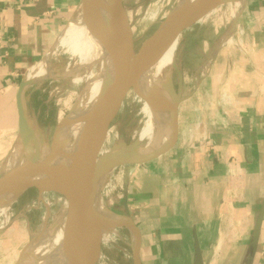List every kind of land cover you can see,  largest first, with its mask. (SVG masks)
<instances>
[{
    "label": "crops",
    "instance_id": "crops-1",
    "mask_svg": "<svg viewBox=\"0 0 264 264\" xmlns=\"http://www.w3.org/2000/svg\"><path fill=\"white\" fill-rule=\"evenodd\" d=\"M79 4L0 0V148L19 135L20 82ZM240 12L235 48L179 105L174 147L127 179L140 264H193L196 243L202 264H264V211L247 261L264 210V0H244Z\"/></svg>",
    "mask_w": 264,
    "mask_h": 264
},
{
    "label": "rangeland",
    "instance_id": "rangeland-1",
    "mask_svg": "<svg viewBox=\"0 0 264 264\" xmlns=\"http://www.w3.org/2000/svg\"><path fill=\"white\" fill-rule=\"evenodd\" d=\"M122 1L136 51L140 44L155 30L159 22L182 0ZM240 10L231 0H227L208 15L202 17L197 23L184 28L179 34L172 53L173 65L168 69L170 70L171 91L176 93L178 86H180L179 94L182 101H186L190 97L193 84L203 83L206 81L205 76H208L209 71L211 73V70H218L219 57H224L225 52L235 48V41L239 34L236 30V23L241 13ZM71 17L57 34L43 57H46L48 65V67L47 65L43 67L44 70L51 69L53 75L32 81L24 91L23 103L27 123L32 134L38 140L42 158L48 152L57 124L77 107L81 93L86 86L82 77L83 74L76 76L78 72H83L81 58L77 53L72 52L68 37L65 36L64 32ZM35 65L30 68L29 72ZM79 65L81 66L79 67ZM68 67L70 69L75 68L76 71H72L74 73L68 72L70 70ZM94 68L91 67L89 71L95 73L96 69ZM44 70L41 75L46 73ZM72 75L74 76L72 77ZM65 84L67 85L65 86ZM184 104L182 103L180 107H185ZM140 107L141 102L134 97L133 91L130 90L110 124V132L104 146L105 152L119 151L132 142L136 143L137 147L147 142V139L138 141L135 134L146 121V116ZM18 138L19 135L11 139L13 141H10V144L0 148V177L4 174L2 170L4 169V161ZM25 148L22 156L28 160L34 152L33 142L30 140L29 145ZM136 168V166H125L111 171L107 175L106 184L101 188L100 194L104 198L108 211L116 216L125 214L123 201L127 179L134 175ZM39 194L40 191L36 189H28L16 197L11 204L9 210L11 218L5 227L0 228V264H14L21 255L22 260L29 258L32 261L34 248L30 246L38 234L44 229L53 227L66 216V201L62 195L48 190L43 195ZM1 221L2 217L0 216V225ZM115 230L118 234L110 233L107 241L97 239L95 264H132L131 232L127 228H115Z\"/></svg>",
    "mask_w": 264,
    "mask_h": 264
},
{
    "label": "water",
    "instance_id": "water-1",
    "mask_svg": "<svg viewBox=\"0 0 264 264\" xmlns=\"http://www.w3.org/2000/svg\"><path fill=\"white\" fill-rule=\"evenodd\" d=\"M96 0H80L84 14L90 24L91 7ZM227 0H182L170 11L155 30L140 44L135 51L130 24L126 16V10L122 0H104V7L112 14V24L115 29L113 50L103 43L107 76L105 78L102 94L98 104L87 122L81 142L69 162L61 170L44 168L42 172L34 175L25 182H21L20 176L26 175L27 166L37 164L45 166L55 154L58 128L63 119L57 124L47 154L42 160L39 158V143L29 129L23 103L24 91L32 81L25 78L20 82L16 95V109L18 114V130L24 146L33 142L34 152L26 160L24 166L16 167L4 173L0 177V201L11 197H18L28 189L48 190L62 195L66 201V226L62 239V254L67 264H95L96 255L94 250L89 249L88 241L92 230L97 225V214L94 207V191L99 177L106 173L125 166H137L152 161L167 152L176 144L178 137L177 111L182 97L178 91H171L172 86H167V92L173 97V123L171 139L163 145L154 146L148 151H143L132 142L119 151L105 152L106 138L110 132V124L116 117L127 93L134 91L143 85L142 78L137 77V72L146 64L156 50L174 38L178 39L184 28L197 23L202 17L208 15L218 5ZM131 75H135L130 79ZM165 101V100H163ZM33 167V166H32ZM124 212L117 216L114 228H127L134 239L131 245L132 264H140L141 236L138 226L130 217L123 201ZM261 210L253 227L247 261H251L256 250L257 238L262 218ZM25 252V251H23ZM22 262V255L14 264ZM193 264H202V255L198 245H195Z\"/></svg>",
    "mask_w": 264,
    "mask_h": 264
},
{
    "label": "bare ground",
    "instance_id": "bare-ground-1",
    "mask_svg": "<svg viewBox=\"0 0 264 264\" xmlns=\"http://www.w3.org/2000/svg\"><path fill=\"white\" fill-rule=\"evenodd\" d=\"M103 1L104 0H96L91 7L92 24L88 22L81 6H78L64 31L65 36L68 37L72 52L77 53L81 58L80 62L81 65H83L81 67L83 72H78L76 76H81V74H83L82 77L86 82V86L81 93L79 104L63 119L62 124L58 128L55 154L52 160L44 167L38 165L40 164L39 161L36 162L37 164L33 163L30 167L27 166L26 169L29 170L26 175L20 176L19 180L21 182H25L34 175L42 172L44 168L61 170L72 158L81 142L87 122L90 120L102 94L105 78L107 76L108 70L102 43L110 50H113L115 39V29L112 24L113 17L111 12L104 7ZM231 2L237 8H243L244 0H231ZM176 40L177 38H174L169 43L161 45L151 56V59L140 67L136 75L137 77L142 78L143 85L136 88L133 91V94L134 97L141 102L140 108L146 116V121H144L145 123L143 127L141 126L142 128L135 134L140 142L141 140L147 139L145 144L138 147L143 151H148L154 146L166 144L171 139L174 95L171 96V94L167 92V86L170 84V70L168 67L173 65L172 53ZM84 62L85 64H83ZM45 65H47L46 57L38 62L31 72H29L30 69L28 70L25 75V80L37 81L39 78L52 76L53 71L51 69L44 70L45 68L43 67H45ZM81 65H79V67ZM91 67H95V73L89 71ZM43 70L46 71V73L44 72L45 74L41 75ZM72 71L75 72L76 69H70L68 72L74 73ZM73 76L74 75H72V77ZM133 77H135V75H131L130 79ZM65 81H67V79H65ZM66 85L67 84H65V86ZM107 139L108 136L106 142ZM13 146L12 151L9 152L10 154L8 153L9 156L6 157V160L4 161V169H2L3 167L1 168L4 173L28 163L22 156L26 148L20 137ZM38 159H43L41 153L39 154ZM108 174L109 173H106L99 177L94 191V207L97 214V225L92 230L88 241L89 249L91 251L97 246V239H99V241H107L110 233L115 235L118 234V232L116 233L117 229L115 230L114 225L121 219L108 211L104 198L100 194L101 188L107 182ZM45 191V189H41L39 195H43ZM14 200L15 197H11L0 201V216L2 217L0 228L5 227L9 222L11 218L9 210ZM66 219L67 216L54 224L53 227L41 231L30 246L31 248H34L32 261L29 258H25L20 264H67L62 254V239L65 233ZM131 238L133 241L134 237L132 234Z\"/></svg>",
    "mask_w": 264,
    "mask_h": 264
}]
</instances>
